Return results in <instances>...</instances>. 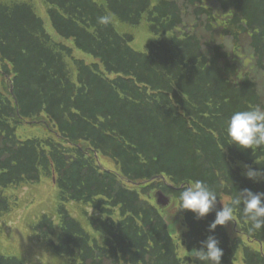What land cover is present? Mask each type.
Wrapping results in <instances>:
<instances>
[{"label":"trees","instance_id":"trees-1","mask_svg":"<svg viewBox=\"0 0 264 264\" xmlns=\"http://www.w3.org/2000/svg\"><path fill=\"white\" fill-rule=\"evenodd\" d=\"M42 1L57 34L95 62L55 42L32 3L0 0L6 80V90L0 88V232L18 205L9 190L55 179L57 207L42 214L35 230L40 245L64 263L195 264L181 257L165 215L142 196L160 186L178 199L185 185L200 179L217 192L220 210L244 189L264 192V181L247 179L241 169L264 170V151L240 148L226 132L235 111L264 104L258 85L240 74L222 45L190 33L181 38L177 30L191 11L215 34L213 5L226 16L220 33L236 49L248 38L264 72V0ZM105 15L109 22L99 24ZM117 20L146 22L155 40L136 51L134 35L119 32ZM26 121L42 124L44 139L19 138ZM96 154L119 161V171L104 169ZM74 204L85 207L80 210L92 232L73 215ZM179 213L186 251L213 236L221 264H235L239 252L244 264H264V247L251 246H264V229L250 231L240 209L233 225L214 232L215 210L199 220ZM0 264L25 263L0 254Z\"/></svg>","mask_w":264,"mask_h":264},{"label":"rangeland","instance_id":"rangeland-1","mask_svg":"<svg viewBox=\"0 0 264 264\" xmlns=\"http://www.w3.org/2000/svg\"><path fill=\"white\" fill-rule=\"evenodd\" d=\"M13 1V0H6ZM16 1H28L32 3L38 12V14L47 21V29L54 36L56 41H61V39L54 33L50 27L47 15L41 10V6L44 5L41 0H16ZM213 8L215 23L213 28L215 34H210L206 31L204 27V21L195 19L191 11H186V21L184 26H181L177 30L179 37H183L185 33L195 34L204 43L218 42L222 43L226 50L230 49V54L232 59L236 63V67L239 68L240 74H248L254 78L260 89V93L263 95L264 104V72L261 73L255 69L254 59L251 57L249 50L246 46V41H242V45L238 49L232 48L234 46L229 40L225 39L219 30L221 23L226 19L217 7L210 5ZM116 26L119 32L122 34H132L135 37L132 47L139 52H144L147 45L154 41L155 38L149 31L146 22H143L139 26H131L125 23H121L117 20ZM63 42V39H62ZM72 45L71 42H69ZM76 55L79 58H84L89 62L92 61L91 57L82 52L78 51ZM0 88L6 90V80L0 74ZM18 135L23 138H40L44 139L47 135L46 128L41 124L39 127L31 126L28 123H24ZM101 164L105 169H111L116 171L118 168L115 164L108 158H101ZM56 189L54 185L48 180H42L41 183L30 185L27 187H22L20 189L12 188L9 190V195L18 202V206L14 207L12 213L6 218L7 226L4 234H0V253H5L10 256H17L19 258H24L29 263L34 264H63L61 261L53 257L52 252L46 250V247H40L35 235L38 232L31 230V225L36 221L41 213H50L54 207H57L55 201ZM146 201L156 204L155 194L151 193L149 196L144 198ZM172 206L168 210H171ZM77 211L80 209L76 208ZM77 213V212H76ZM178 217L171 216L170 221L172 224V230L174 229L173 236L179 237V229H181L180 221ZM87 230H91L90 226L86 222H82ZM233 225V223H231ZM35 233V234H34ZM257 249L261 250V247L257 244H253ZM23 260V259H22ZM24 261V260H23ZM25 262V261H24ZM236 264H243V257L239 255Z\"/></svg>","mask_w":264,"mask_h":264},{"label":"clouds","instance_id":"clouds-1","mask_svg":"<svg viewBox=\"0 0 264 264\" xmlns=\"http://www.w3.org/2000/svg\"><path fill=\"white\" fill-rule=\"evenodd\" d=\"M108 16L98 17L99 24H107ZM227 136L232 144L243 149H260L264 151V109L259 106L248 110L235 111L226 122ZM244 175L253 181L264 180V170H253L250 165H243ZM179 205L172 215L181 211H189L196 218L202 219L215 210V220L209 225V231H215L218 226H226L229 222H236L237 209L242 211L244 219L250 223V231L264 229V192H252L244 189L238 192L230 202L223 203L220 210L217 209V192L206 182L200 179L191 181L185 185L179 193ZM219 241L209 236L201 242L199 249H193L190 255L195 264H221L223 251Z\"/></svg>","mask_w":264,"mask_h":264},{"label":"water","instance_id":"water-1","mask_svg":"<svg viewBox=\"0 0 264 264\" xmlns=\"http://www.w3.org/2000/svg\"><path fill=\"white\" fill-rule=\"evenodd\" d=\"M159 197V203H162L163 205L167 206L169 204V199H164L160 194H158Z\"/></svg>","mask_w":264,"mask_h":264}]
</instances>
